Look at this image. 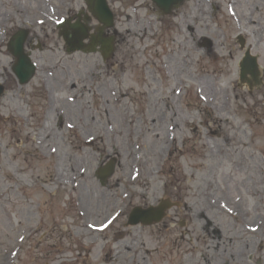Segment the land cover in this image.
<instances>
[{
  "label": "rangeland",
  "instance_id": "obj_1",
  "mask_svg": "<svg viewBox=\"0 0 264 264\" xmlns=\"http://www.w3.org/2000/svg\"><path fill=\"white\" fill-rule=\"evenodd\" d=\"M86 1L0 0V264H105L107 251L115 264H264V0L168 14L106 0L108 27ZM60 17L111 38L110 56L70 51ZM19 29L37 66L24 85L7 49ZM235 195L241 217L222 200ZM163 203L160 221L130 224Z\"/></svg>",
  "mask_w": 264,
  "mask_h": 264
},
{
  "label": "water",
  "instance_id": "obj_2",
  "mask_svg": "<svg viewBox=\"0 0 264 264\" xmlns=\"http://www.w3.org/2000/svg\"><path fill=\"white\" fill-rule=\"evenodd\" d=\"M154 4L161 10L164 11V13L168 14L171 12L173 8H177L184 0H152ZM89 9L92 11L93 15L100 21L102 22L105 26H111L112 25V14L108 10L106 3L104 0H95V2L91 5L89 4ZM73 29H77V31L84 32L80 25H74L72 26ZM76 35V32L74 33ZM84 37V36H82ZM82 37H77L78 44L76 46H72L71 49L77 48L80 45V41L83 39ZM16 41L14 42V38L12 39V42L10 43V51L15 56L16 58V64L14 65V72L17 74V76L20 78V83H25L27 80L33 75L34 73V66L30 64L28 59H26V55L23 52V40L24 37L22 36H17L15 37ZM14 43V44H12ZM102 46V51H104V56H108L112 52V47L110 43H105L102 40H93L91 46H96L97 44H100ZM251 57L247 54L245 57V61L250 59ZM251 60L254 61L252 58ZM255 63V62H254ZM256 65V63H255ZM250 69L255 70L256 66H253L252 68H248L247 71ZM246 71V69L242 70ZM244 75V74H243ZM3 91V87L0 85V94ZM170 204L168 203H163L162 206L154 208L153 212L151 211H144L136 214L135 210V215H131V217H135L138 214L140 215L139 218H136L132 222L139 223L141 222L142 224H152L156 223L157 221H160V219L163 217L165 214V209L168 208ZM141 221H138V220ZM132 220V219H131Z\"/></svg>",
  "mask_w": 264,
  "mask_h": 264
},
{
  "label": "bare ground",
  "instance_id": "obj_3",
  "mask_svg": "<svg viewBox=\"0 0 264 264\" xmlns=\"http://www.w3.org/2000/svg\"><path fill=\"white\" fill-rule=\"evenodd\" d=\"M185 1H187V0H185ZM71 2H72V0H71ZM87 2H88V4H91L92 2H93V0H87ZM95 2V1H94ZM93 2V3H94ZM50 4H51V2H49ZM49 10V9H48ZM57 11V9L56 8H54V12H56ZM161 14H166V13H164V11H162L161 12ZM43 22H41V24H42ZM63 28V27H62ZM66 29H67V27H66ZM207 29H208V26H207ZM27 30L25 29V31H24V34H23V37L24 38H26V39H28L29 41L31 40L30 39V37H29V35H27L26 36V32ZM94 37H96V36H94ZM98 37V39L99 40H102V41H104L105 43H108V41H110V40H112L111 38H109V39H107V37H104V36H102V35H98L97 36ZM31 45V44H30ZM214 54V53H213ZM204 66V65H203ZM244 73H246V71L244 70L243 71V74ZM248 73H249V76L251 75V76H253L254 78H255V75L256 76H258V74H256L257 73V70L255 69V70H253V69H250L249 71H248ZM246 82H248V83H252V81H251V79L250 78H248V75H246ZM199 86H200V88H201V92L203 93V94H206V95H210V96H212V95H214V94H216L215 93V91H216V88H215V86H214V83L208 78V77H202L201 78V80H200V82H199ZM216 96V95H215ZM216 98V97H215ZM86 113V112H85ZM85 115V117H86V119H89V112H87L86 114H84ZM74 128H76V127H74ZM45 129H42V131H44ZM220 130H222V131H224L225 130V128L223 127V126H221L220 127ZM49 133V132H48ZM112 134H113V131H112ZM48 135V134H47ZM46 135V136H47ZM45 136V137H46ZM55 135H51L49 138L50 139H52L53 137H54ZM106 137L107 136H103V141L106 139ZM97 138L98 139H101V136L100 135H97ZM227 138L230 140H232V137H230L229 136V134H227ZM110 141H112L111 140V137H110V139H109ZM41 144V143H40ZM116 146V145H115ZM101 148L99 149V147L98 148H96V149H98V151L100 150H103L104 152H108V149H107V147H106V145H103V147L102 146H100ZM114 151H115V153H116V155H117V157L118 156H120V153L119 152H121L122 151V149H118V148H116L115 147V149H114ZM119 151V152H118ZM105 169V170H104ZM112 165H108L107 167H103L102 168V170L100 171V172H98V176H99V178H100V180L102 179V180H106V178L111 174V172H112ZM84 176L86 177L87 176V173L86 174H84ZM84 178V177H83ZM261 178L263 179V181H264V174H262L261 175ZM80 192H81V190H83V189H80V186H79V189H78ZM87 191V190H86ZM99 192H101L100 190H99ZM230 192H232V190L230 191ZM98 200V199H97ZM106 200L107 201H109V199H108V197H106ZM222 200H224V203L226 202V205H228V206H231L232 207V212L235 214V215H237V216H240L241 217V214L240 213H243V208H242V206H241V200H239L238 199V195L236 196H233V197H229V198H225V199H222ZM105 201V197L104 196H102V199H99V202H104ZM80 205H82L81 204V202H80ZM153 207H151V208H148L147 209V211H151V212H153ZM165 211H166V209H165ZM186 211V210H185ZM187 212V211H186ZM165 213V212H164ZM140 217V215L138 214L137 216H135V217H131L130 218V220H129V222H130V224H135L134 222H132L133 220H135L136 218H139ZM84 218H87V216L86 217H84ZM132 219V220H131ZM138 221H141L140 219L138 220ZM95 224H93V227L92 226H88V227H85L87 230H90V231H94V232H97V229H96V227L95 226H97V225H95ZM126 231V230H125ZM94 240H92V241H88L90 244L89 245H96V243H92ZM126 246V245H125ZM127 247L129 248V246L127 245ZM80 248L82 249V250H86V249H88V246L87 245H80ZM126 248V247H125ZM137 250V249H136ZM135 250V251H136ZM95 251H96V249H95ZM108 253H110L109 251H107L104 255H105V258H106V261L108 262V263H105V264H115V263H112V261L114 260V261H119V258L120 257H122L121 256V254H119V251H117L116 253H115V255H109ZM247 253V252H246ZM245 253V254H246ZM86 261H88V257H85L84 258ZM5 260H6V262L8 263V262H10V261H8V259L7 258H5ZM26 263H31L32 261H30V259H26V261H25ZM65 263L66 264H71V263H73V264H79V262H77V263H75V261H73V260H71V259H67L66 261H65Z\"/></svg>",
  "mask_w": 264,
  "mask_h": 264
},
{
  "label": "snow or ice",
  "instance_id": "obj_4",
  "mask_svg": "<svg viewBox=\"0 0 264 264\" xmlns=\"http://www.w3.org/2000/svg\"><path fill=\"white\" fill-rule=\"evenodd\" d=\"M109 223H111V221H109Z\"/></svg>",
  "mask_w": 264,
  "mask_h": 264
}]
</instances>
